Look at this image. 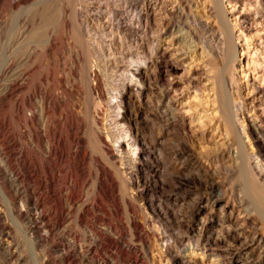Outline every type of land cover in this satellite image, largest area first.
Returning a JSON list of instances; mask_svg holds the SVG:
<instances>
[{
  "label": "rangeland",
  "instance_id": "obj_1",
  "mask_svg": "<svg viewBox=\"0 0 264 264\" xmlns=\"http://www.w3.org/2000/svg\"><path fill=\"white\" fill-rule=\"evenodd\" d=\"M125 2L28 0L15 10L17 13L13 19L24 17L34 25V29H31L33 33L30 34L39 49V74L45 76L41 85L47 86L49 91L59 97L64 90L68 92L63 99H54L53 104L46 106L40 116L49 127L48 137L54 142L55 153L48 163L43 160L38 149L27 143V130L19 129L20 121L25 120L24 114L30 115L28 108L35 110L36 118L39 117L37 100L22 98L20 93H16L12 99L7 96L0 101V142L4 143L0 147L1 222L10 234L8 238L0 235V264H173L162 243L166 241L174 251L183 253L182 240L191 238L190 227L195 223L194 210L179 212L177 215L182 217L181 220L170 214L169 217L157 215L155 211L166 208L171 190L182 194V189L165 184L154 190L152 180L156 178L148 181V173L144 171L139 173V181L134 180L125 164H122L123 160L111 154L103 155L94 140L96 124L100 129L103 125L109 124V127L108 122L112 119L108 92L113 93L114 90H108L107 86L116 84L121 75L129 73L137 62L138 51L146 52L147 49V45L146 49H137L133 38L124 37L116 28L117 16ZM79 20L84 22L86 31L81 29ZM209 23L214 29L221 28L212 19ZM50 35L57 39L54 52L58 55L54 65L49 64L44 50ZM94 40L98 46L92 47ZM207 52L205 49L203 60L197 62L207 74L200 82L205 86H198L200 90L194 94L197 99L191 97L194 93L191 89L188 100L192 101V109L197 110L196 113L204 111L200 115L207 114L215 122L209 124L210 121H207V126L200 128L201 132L198 129L192 133L188 146L202 160L208 157L215 160L212 165V169H216L213 179L237 200L245 199L252 209L253 205L258 204L250 192L252 173L241 164L239 158L223 164L217 158L227 149L238 148L236 142L228 147L221 145L225 127L222 113L217 112L222 102L231 97L237 105L242 101L246 106L249 104L247 98L238 95L230 85L227 78L228 64L220 61L216 70H213L207 60ZM6 59L9 60V10L0 15V65ZM105 67L108 68L106 76ZM39 74H32L31 78L35 80ZM8 77L9 72L7 75L0 74V86ZM223 78L227 91L223 87ZM214 82L217 84L213 87ZM95 84L96 90L92 87ZM27 91L25 89L23 93ZM213 93L216 95L214 99ZM14 101H19L23 106L19 113L13 109ZM127 108L131 116L138 117V122L127 121V125L137 126L148 133L149 125L140 121L141 115L148 113L149 107L131 99ZM126 123L117 129L128 127ZM76 136L83 141L77 153H74L73 138ZM14 140H17V144ZM244 140L248 144L247 139ZM164 142L166 144L167 139ZM167 143L168 146L164 145L165 156H168L169 148L176 145L174 141ZM20 148H23L22 153ZM247 152H251L250 149ZM6 153H10V162L5 161ZM151 163L150 158L143 160L145 166ZM46 166L50 170L45 177L42 172ZM13 171L19 172L26 183V186L21 185L18 194L15 187H10L4 178V172L10 174ZM101 171V179L97 183L96 174ZM190 181L189 188H195V180ZM32 188L36 189V196L30 197L25 203L18 201L24 195L22 191L31 193ZM34 199H38L41 205L39 209H43L47 223L58 224L53 232H41L44 239L28 228L34 213ZM21 203L24 205L21 206ZM257 206L259 209L254 217L258 220L260 230L264 231V206L260 203ZM161 236L164 237L162 241L158 240ZM208 250L220 252V255L212 262L211 257L208 258L205 264H222L228 258L221 247H209ZM63 254H68V258L63 259Z\"/></svg>",
  "mask_w": 264,
  "mask_h": 264
},
{
  "label": "bare ground",
  "instance_id": "obj_2",
  "mask_svg": "<svg viewBox=\"0 0 264 264\" xmlns=\"http://www.w3.org/2000/svg\"><path fill=\"white\" fill-rule=\"evenodd\" d=\"M27 1L0 0V15L9 10V60L0 65V74L7 75L9 72V77L0 86V101L7 96L12 99L16 93H20L22 98L37 100L39 117L36 118L35 110L28 108L30 115L24 114L25 120L20 121L19 129L27 130V143L38 149L48 163L55 153L54 142L48 137L49 127L40 116L46 106L53 104L54 99H63L68 90H64L59 97L47 86L41 85L45 76L39 74V49L31 40L34 25L24 17L13 19L16 9ZM125 1L117 16L116 28L124 37H132L137 49H146V45L147 49L146 52L138 51L137 62L129 73L121 75L116 84L107 86L108 90H114L113 93L108 92L112 119L108 122L109 127V124L103 125L102 129L97 124L94 127L97 148L103 155L111 154L123 160L122 164H125L134 180H138L141 171L148 173V181L155 177L156 180H152L154 190L165 184L182 189V194L171 190L166 208L155 210L157 215L170 214L180 220L179 212L189 209L195 212V223L190 227L191 238L182 240L183 253L174 251L166 241L162 243L171 263L205 264L210 257L212 262L220 252H208V248L221 247L228 257L222 264H264V231L260 230L254 217L259 209L257 205L260 203L264 206V0ZM210 19L221 28L214 29L209 23ZM79 21L81 29L86 31L84 22ZM56 45L57 39L53 35L48 36L44 50L51 65L57 62L58 54L54 52ZM91 46L98 44L94 40ZM205 49L208 50L207 60L213 70L220 61L228 64L230 85L238 95L246 97L249 104L246 106L242 101L237 105L231 97L222 102L217 112L222 113L225 127L221 145L228 147L236 142L238 148L227 149L217 158L221 164L239 158L241 164L252 173L250 192L258 202L252 209L245 199L237 200L213 179L216 169H212V165L215 160L209 157L202 160L188 146L192 133L198 129L201 132L200 128L207 126V121H210L209 124L214 121L207 114L200 115L204 111L196 113L197 110L192 109V101L188 100L191 89L194 90L191 97L196 98L194 94L200 90L198 86H205L200 82L207 74L197 64L203 60ZM107 69L104 68V74ZM32 74L39 76L33 80ZM222 81L227 91L226 80L223 78ZM96 84L92 86L95 90ZM25 89L27 93H23ZM215 97L213 93V99ZM131 99L149 107L148 113H143L140 119L142 124L149 125L148 133L137 126L127 125V121L138 122V117L128 112L127 104ZM13 109L19 113L23 106L19 101H14ZM124 123L128 127L118 130L117 127ZM165 139L176 143L169 148L168 156L164 155V145H169L167 142L165 144ZM82 141L78 136L73 138L74 153H77ZM14 142L17 144V140ZM2 146L4 143L0 142ZM151 148L153 151H150ZM248 149L251 152H247ZM19 150L22 153L23 148ZM147 158L152 163L145 166L143 160ZM5 161L10 162V153L5 154ZM49 170V166L44 167L42 173L45 177ZM101 174L102 171L96 174L97 183ZM4 178L10 187H15L17 194L22 184L26 186L19 172H4ZM190 179L196 182L193 189L189 188ZM30 191H22L25 200L22 196L18 201L25 203L36 196L35 188ZM33 201L34 213L28 228L44 239L41 232H53L58 224L47 223L43 209H39L41 205L38 199ZM22 203L21 206L24 205ZM2 213L0 207V235L8 238L9 230L1 222ZM163 239L162 236L158 238ZM61 256L67 259L69 255Z\"/></svg>",
  "mask_w": 264,
  "mask_h": 264
}]
</instances>
